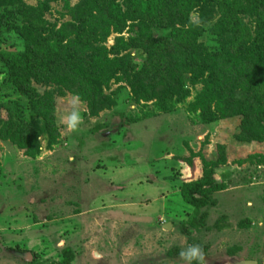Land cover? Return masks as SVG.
<instances>
[{"label": "rangeland", "instance_id": "374dc122", "mask_svg": "<svg viewBox=\"0 0 264 264\" xmlns=\"http://www.w3.org/2000/svg\"><path fill=\"white\" fill-rule=\"evenodd\" d=\"M225 1L0 0V264H264V0L243 45ZM205 170L228 188L189 206Z\"/></svg>", "mask_w": 264, "mask_h": 264}, {"label": "trees", "instance_id": "16d2710c", "mask_svg": "<svg viewBox=\"0 0 264 264\" xmlns=\"http://www.w3.org/2000/svg\"><path fill=\"white\" fill-rule=\"evenodd\" d=\"M258 0H227L225 1L226 15L222 20V28L218 26V31L216 34L222 33H235L239 40V44L243 45L247 37H249V31H246V25L239 19L241 14H250L249 10L252 9L253 4ZM161 0H127V5L131 11V15L141 16L147 15L154 22L164 20L168 23L170 17L172 16L175 6L169 9L168 6L160 3ZM178 4L180 9L186 8L189 3L185 1H180ZM264 7V4H261ZM227 29V31H226ZM185 36H190V33H185L182 31H172L169 35L171 39H178L183 41ZM237 39V40H238ZM190 48L189 45H186ZM228 187L225 183H219L214 173L208 170L204 171V175L201 179L194 181L192 183L185 184L181 189V198L184 203L189 206L200 208L207 206L208 203L216 205L213 202L212 196L215 193L222 192ZM73 252L71 250H66L63 252V260L60 264H72L73 262Z\"/></svg>", "mask_w": 264, "mask_h": 264}, {"label": "clouds", "instance_id": "9594fccd", "mask_svg": "<svg viewBox=\"0 0 264 264\" xmlns=\"http://www.w3.org/2000/svg\"><path fill=\"white\" fill-rule=\"evenodd\" d=\"M68 108L65 114L60 117V123L65 125L70 131H77L83 122V116L80 111L82 104L81 97L78 94L71 95L70 99L67 97ZM179 256L187 264H204L205 253L199 244L189 245L186 249L180 251Z\"/></svg>", "mask_w": 264, "mask_h": 264}]
</instances>
